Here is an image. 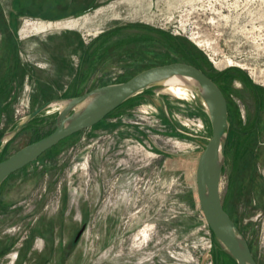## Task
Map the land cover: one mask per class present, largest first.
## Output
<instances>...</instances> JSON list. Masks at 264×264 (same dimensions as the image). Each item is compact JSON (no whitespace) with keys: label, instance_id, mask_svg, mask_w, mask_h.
Returning a JSON list of instances; mask_svg holds the SVG:
<instances>
[{"label":"rangeland","instance_id":"374dc122","mask_svg":"<svg viewBox=\"0 0 264 264\" xmlns=\"http://www.w3.org/2000/svg\"><path fill=\"white\" fill-rule=\"evenodd\" d=\"M192 57L227 98L222 200L264 264V205L250 203L261 191L243 184L233 123L241 81L264 83V0H0V140L47 102ZM60 109L37 115L0 159L50 134ZM211 135L198 94L144 89L3 183L0 264H236L198 196Z\"/></svg>","mask_w":264,"mask_h":264},{"label":"water","instance_id":"95a60500","mask_svg":"<svg viewBox=\"0 0 264 264\" xmlns=\"http://www.w3.org/2000/svg\"><path fill=\"white\" fill-rule=\"evenodd\" d=\"M172 77L186 81L190 91L201 97L211 123L212 135L197 167V190L204 216L216 238L237 264H258L247 238L225 210L221 195L229 137L228 101L218 84L192 64L173 62L150 67L126 81L102 85L79 96L55 99L37 108L14 129L4 134L0 140V150L42 111L53 104H60L55 129L0 161V187L12 174L62 140L96 125L144 89L162 84Z\"/></svg>","mask_w":264,"mask_h":264},{"label":"flooded vegetation","instance_id":"af4514ba","mask_svg":"<svg viewBox=\"0 0 264 264\" xmlns=\"http://www.w3.org/2000/svg\"><path fill=\"white\" fill-rule=\"evenodd\" d=\"M226 73L227 72H225V74ZM240 86V91L242 93H239L238 95L233 114L234 134L236 142L235 147L238 161L240 163L239 170L243 177V184L249 185V187H251V185H254L256 183V185H258V187L260 188L262 197L261 200H254L250 203L254 205L260 204L263 207L264 83L252 79V82L250 84H247V82L243 80L241 81ZM112 113H110L109 115H111ZM254 214L256 215V220H261L262 218H264V207L261 208L259 212L255 210ZM254 214L253 216H255ZM249 246L254 255L255 252L253 247L251 245ZM254 257L256 256L254 255ZM256 260L258 264H261L258 259Z\"/></svg>","mask_w":264,"mask_h":264},{"label":"bare ground","instance_id":"6f19581e","mask_svg":"<svg viewBox=\"0 0 264 264\" xmlns=\"http://www.w3.org/2000/svg\"><path fill=\"white\" fill-rule=\"evenodd\" d=\"M164 83L169 86V89L173 94L180 98L187 97L190 94V89L187 85V82L178 77L169 78Z\"/></svg>","mask_w":264,"mask_h":264},{"label":"trees","instance_id":"16d2710c","mask_svg":"<svg viewBox=\"0 0 264 264\" xmlns=\"http://www.w3.org/2000/svg\"><path fill=\"white\" fill-rule=\"evenodd\" d=\"M198 59H200V58L197 57V59H196V57H195V58L192 57V61H193L192 63H193L196 67H198V68H200L202 71H204L209 77H211V78H212V79L218 84V82L216 81V79H215L212 75H210L206 70H204V67H203V66H204V65H203L204 62H203V64H202V63H200V61H199ZM200 60H201V59H200ZM223 79L225 80L226 77L223 78ZM228 79H231V77H230V76L227 77V80H228ZM218 86L221 88V86H220L219 84H218ZM221 89H222V88H221ZM132 98H133V97H132ZM132 98H131V99H132ZM131 99H130V100H131ZM130 100H128V101H130ZM128 101H127V102H128ZM228 108H229V107H228ZM36 119H37V118L33 119L32 122H30V124H33V123L36 121ZM51 132H52V131H51ZM51 132H50V133H51ZM47 135H48V134H47ZM229 137H230V134H229ZM228 140H229V139H228ZM6 148H7V146H5L4 149H6ZM1 160H3V159H0V161H1ZM235 263H236V261H235ZM236 264H237V263H236Z\"/></svg>","mask_w":264,"mask_h":264},{"label":"built area","instance_id":"2783aa9c","mask_svg":"<svg viewBox=\"0 0 264 264\" xmlns=\"http://www.w3.org/2000/svg\"><path fill=\"white\" fill-rule=\"evenodd\" d=\"M22 104H25V102H23ZM20 110V109H19ZM18 110V111H19ZM24 112H21L20 114L22 115ZM201 122H199V125H203L202 123L200 124Z\"/></svg>","mask_w":264,"mask_h":264}]
</instances>
